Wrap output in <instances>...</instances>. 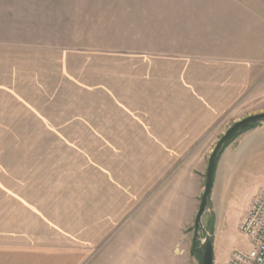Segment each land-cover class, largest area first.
Here are the masks:
<instances>
[{"label": "crops", "instance_id": "obj_1", "mask_svg": "<svg viewBox=\"0 0 264 264\" xmlns=\"http://www.w3.org/2000/svg\"><path fill=\"white\" fill-rule=\"evenodd\" d=\"M79 5L76 0H0V134L7 126L61 125L70 126L61 140L143 142L142 179L137 182L125 171L121 179L114 176L104 199L94 191L89 197L78 194V205H97L91 217L76 203L71 208L62 202L70 199L54 187L58 180L48 176L50 171H39L36 159L32 163L37 149L0 151V264H84L123 212L117 203L132 206L134 200H157V212L152 207L143 215L149 223L142 232L147 252L142 262L166 264L163 254L169 256L181 243L182 252L192 255L193 236L184 239L185 231L193 227L214 144L234 123L264 113V58L253 63L227 54L116 48L115 40L92 36L100 26H95L96 11H84L77 22L91 33L79 43L69 31ZM252 7L264 22V4ZM261 30L259 38H264ZM90 43L111 49L90 50L85 47ZM76 128L79 132H71ZM168 156L180 159L169 165L163 160ZM77 183L81 187V180ZM263 186L260 122L220 154L211 210L205 214L217 200L244 188L251 190L253 201ZM103 221L108 232L102 231ZM150 253L156 255L149 259Z\"/></svg>", "mask_w": 264, "mask_h": 264}, {"label": "rangeland", "instance_id": "obj_2", "mask_svg": "<svg viewBox=\"0 0 264 264\" xmlns=\"http://www.w3.org/2000/svg\"><path fill=\"white\" fill-rule=\"evenodd\" d=\"M76 1L80 5L74 9V12L78 10L72 18L69 31L71 36H76L75 38L79 39V43L82 38L91 33L85 32L83 26L76 27L77 22L81 21L84 11L86 13L96 11L94 13L95 26L97 27L99 24L100 26L98 30L96 28L93 30L96 34L92 36H100V42L115 40L117 44L114 47L116 48L141 53L227 54L230 57L249 58L253 60V63L260 62L259 60L264 58V38H259L264 22L261 23L258 20L260 14L255 13L252 7L264 4V0ZM73 47V45L70 46V48ZM85 47L94 51L111 49V45L105 43L97 46L90 43ZM262 74L264 75V73ZM262 79L264 82V76ZM68 127L61 125L7 126L5 134H0L6 138L0 140V151L14 152L17 149H37L38 153H32V163L35 164L36 159L39 171L47 173L50 171L48 176L52 180H58L53 182L54 187L58 186L60 192L63 191L65 195L67 194V196H63L70 199L62 200V202H69L71 208L72 204L76 203V208L80 212L85 209V212L93 217L92 213L97 205H94L93 202L92 204L86 202L84 205H78L76 200L78 194L89 197L94 191V195L100 193V198L102 196L104 199L109 194L111 187L115 185L113 181L117 177L114 176L117 175L118 179H121L119 176H124L127 172L129 177L137 182L140 181L143 170L140 164L143 162L141 152L143 142L57 139L61 136H69L64 133L67 132ZM21 128L22 130H20ZM77 129L71 132H79ZM216 144L217 142L214 145ZM166 145L168 142H163V146L166 147ZM7 159L13 160V157ZM179 159V156L163 158L166 162L170 161L169 165ZM45 167L48 170L45 171ZM77 180H81V187ZM250 191V189L244 188L235 192L227 200H217L216 204L212 205V212H207L203 217L205 230L208 233H213L215 264H225L226 253L234 249L243 250L245 247L238 236V227L244 213L252 203V192ZM143 201L145 200H134L132 206L117 203V208L123 209V212L119 211L118 220L111 221L110 235L103 237L100 244H96V252L92 253V257L87 259L84 264L153 263L142 262L144 255V259L147 258V252L143 251L142 246V232L146 228V224L149 223L144 220L146 213L152 207L155 208L154 213L157 212V200H146V203L142 204ZM104 204L107 203L103 201ZM107 207L108 205L103 207L102 212ZM207 208L211 210L210 203ZM108 227V221H103V233L108 232L110 229ZM185 233L187 235L184 239L194 237L193 227L186 230ZM198 236L202 239L203 234L199 233ZM180 245L182 247L176 246L169 256L163 254L164 258L166 255V264H199L198 259L188 254V251L182 252L184 243ZM112 247L117 248V251L110 253L109 250ZM130 249L133 253L130 252ZM148 255H150L149 259H152V256L156 254ZM168 258L172 261H168ZM155 260H158L157 257ZM154 264H158V262Z\"/></svg>", "mask_w": 264, "mask_h": 264}, {"label": "water", "instance_id": "obj_3", "mask_svg": "<svg viewBox=\"0 0 264 264\" xmlns=\"http://www.w3.org/2000/svg\"><path fill=\"white\" fill-rule=\"evenodd\" d=\"M260 122H264V113L252 115L234 123L218 140L211 152L207 164L203 192L193 226V242L196 244L194 249L201 256V264H213L214 262V246L212 235L205 230L202 220L206 213L207 204L212 189L213 176L219 156L238 132ZM199 233L203 234L202 239L199 238Z\"/></svg>", "mask_w": 264, "mask_h": 264}, {"label": "built area", "instance_id": "obj_4", "mask_svg": "<svg viewBox=\"0 0 264 264\" xmlns=\"http://www.w3.org/2000/svg\"><path fill=\"white\" fill-rule=\"evenodd\" d=\"M238 232L249 248L231 251L225 264H264V186L242 218Z\"/></svg>", "mask_w": 264, "mask_h": 264}, {"label": "trees", "instance_id": "obj_5", "mask_svg": "<svg viewBox=\"0 0 264 264\" xmlns=\"http://www.w3.org/2000/svg\"><path fill=\"white\" fill-rule=\"evenodd\" d=\"M255 124H253V125H251V126H249L248 128H246V129H244V130H242V131H240V132H238L232 139H231V141L228 143V144H230L239 134H241V133H243V132H245V131H247L248 129H250L251 127H253ZM196 246V244L193 242V245H192V249H191V253H192V255L194 256V257H196L197 259H198V262H199V264H201V256H200V254H198L196 251H195V249H194V247Z\"/></svg>", "mask_w": 264, "mask_h": 264}]
</instances>
